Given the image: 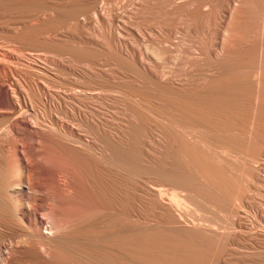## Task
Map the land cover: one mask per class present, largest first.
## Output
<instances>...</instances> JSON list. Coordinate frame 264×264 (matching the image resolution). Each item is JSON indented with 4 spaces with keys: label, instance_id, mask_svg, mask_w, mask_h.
I'll return each mask as SVG.
<instances>
[{
    "label": "bare ground",
    "instance_id": "obj_1",
    "mask_svg": "<svg viewBox=\"0 0 264 264\" xmlns=\"http://www.w3.org/2000/svg\"><path fill=\"white\" fill-rule=\"evenodd\" d=\"M132 1L0 0V264H264V0Z\"/></svg>",
    "mask_w": 264,
    "mask_h": 264
},
{
    "label": "rangeland",
    "instance_id": "obj_2",
    "mask_svg": "<svg viewBox=\"0 0 264 264\" xmlns=\"http://www.w3.org/2000/svg\"><path fill=\"white\" fill-rule=\"evenodd\" d=\"M130 1H132V0H125V1H124V0H120V2H121L120 4H121V5L124 4L122 7H124V6H125V7H128V5H129V8H130V6H131ZM132 2H134V1H132ZM129 3H130V4H129ZM119 6H120V5H118V7H119ZM120 7H121V6H120ZM262 263H264V261H263Z\"/></svg>",
    "mask_w": 264,
    "mask_h": 264
}]
</instances>
